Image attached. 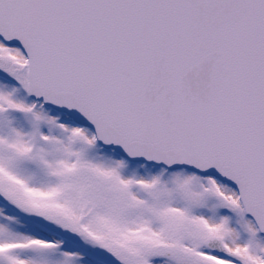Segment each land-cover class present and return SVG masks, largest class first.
Wrapping results in <instances>:
<instances>
[{
	"label": "snow or ice",
	"instance_id": "1",
	"mask_svg": "<svg viewBox=\"0 0 264 264\" xmlns=\"http://www.w3.org/2000/svg\"><path fill=\"white\" fill-rule=\"evenodd\" d=\"M0 264H264V0H0Z\"/></svg>",
	"mask_w": 264,
	"mask_h": 264
}]
</instances>
